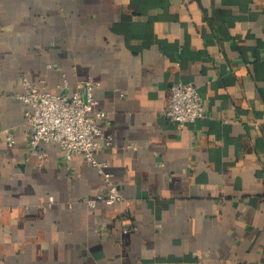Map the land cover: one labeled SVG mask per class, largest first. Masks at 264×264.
Returning a JSON list of instances; mask_svg holds the SVG:
<instances>
[{
  "label": "crops",
  "instance_id": "obj_1",
  "mask_svg": "<svg viewBox=\"0 0 264 264\" xmlns=\"http://www.w3.org/2000/svg\"><path fill=\"white\" fill-rule=\"evenodd\" d=\"M23 76L100 82L123 203L69 207L105 184L31 147ZM177 81L207 111L183 128L163 114ZM0 264H264V0H0Z\"/></svg>",
  "mask_w": 264,
  "mask_h": 264
},
{
  "label": "built area",
  "instance_id": "obj_2",
  "mask_svg": "<svg viewBox=\"0 0 264 264\" xmlns=\"http://www.w3.org/2000/svg\"><path fill=\"white\" fill-rule=\"evenodd\" d=\"M99 86L100 82L96 80L83 79L77 81L73 91H69V84L65 80L59 85L58 92H50L23 76L21 88L15 93L16 98L25 105V124L31 130L30 145L33 149L38 148L41 142L58 144L67 160H71L74 154L82 155L103 179L105 192L93 197H79L69 202V207L77 202L95 208L99 203L114 205L125 201L108 163L97 157L104 145H110L112 141V137L105 135L98 124V120L108 118V112L97 107L95 90ZM171 91L168 108L163 114L179 128L207 116L204 98L192 83L174 82ZM6 133L9 145L13 146L14 137L8 131ZM53 203L54 197L50 196L48 204ZM134 229L132 224L122 227L123 232Z\"/></svg>",
  "mask_w": 264,
  "mask_h": 264
}]
</instances>
